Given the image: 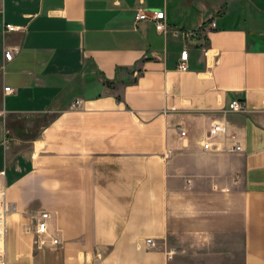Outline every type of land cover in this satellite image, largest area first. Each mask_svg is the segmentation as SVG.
<instances>
[{"label": "crops", "instance_id": "1", "mask_svg": "<svg viewBox=\"0 0 264 264\" xmlns=\"http://www.w3.org/2000/svg\"><path fill=\"white\" fill-rule=\"evenodd\" d=\"M1 172L7 264H264V0H3Z\"/></svg>", "mask_w": 264, "mask_h": 264}, {"label": "built area", "instance_id": "2", "mask_svg": "<svg viewBox=\"0 0 264 264\" xmlns=\"http://www.w3.org/2000/svg\"><path fill=\"white\" fill-rule=\"evenodd\" d=\"M3 0H0V5ZM136 21L138 22H151L154 25L155 30L160 34H166L168 32V25L166 22V14L163 10H138L136 15ZM217 29L216 22L212 21L211 23L203 25L201 28L195 31H187L184 33L187 40L192 41L197 39L199 36L203 34H209L210 32ZM6 32H16L22 31L23 28L17 27L14 25H6L5 26ZM20 54V50L18 48H12L6 51L5 58L7 61L13 60L14 57ZM208 52H205L207 55ZM189 60V53L187 50L182 52L180 63L178 64V70L181 72H186L189 70L188 65ZM6 92H10V88L5 89ZM76 106H80V102L76 103ZM246 103L238 100H233L229 104V112L232 113H244L246 112ZM228 129L224 124H215L209 131L208 137L204 142V149L211 150L212 148V140L216 139L217 137L227 134ZM182 136H185L184 132H181ZM235 152L242 151L241 146H237L234 148ZM5 176V172L0 173V177ZM5 196L6 192L4 189L0 187V264H7L5 259V237L7 233V224L6 218L7 214L10 210L9 206H6L5 203ZM50 218L49 213H43L40 216L39 222L36 228V234L41 239L42 237L46 236L48 233V220ZM40 246H45V241H38ZM148 243L153 245L152 240H148ZM53 244L57 245L58 240H54Z\"/></svg>", "mask_w": 264, "mask_h": 264}]
</instances>
